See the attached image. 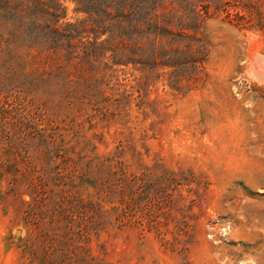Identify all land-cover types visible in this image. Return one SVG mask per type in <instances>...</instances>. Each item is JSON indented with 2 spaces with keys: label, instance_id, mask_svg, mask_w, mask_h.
Listing matches in <instances>:
<instances>
[{
  "label": "rangeland",
  "instance_id": "1",
  "mask_svg": "<svg viewBox=\"0 0 264 264\" xmlns=\"http://www.w3.org/2000/svg\"><path fill=\"white\" fill-rule=\"evenodd\" d=\"M227 1L151 0L127 57L90 33L79 86L7 63L0 43V78L27 105L13 124L21 133L0 122V264H42L35 252L55 230L65 241L57 264H264V84L248 69L253 51L264 54V14L231 23L216 8L234 10ZM62 2V22L87 17ZM2 15L0 0V39ZM122 169L165 177L163 208L146 225L134 212L115 223L126 203L106 190ZM90 202L118 211L87 235ZM174 217L189 222L185 252L157 235L174 241Z\"/></svg>",
  "mask_w": 264,
  "mask_h": 264
},
{
  "label": "trees",
  "instance_id": "2",
  "mask_svg": "<svg viewBox=\"0 0 264 264\" xmlns=\"http://www.w3.org/2000/svg\"><path fill=\"white\" fill-rule=\"evenodd\" d=\"M72 1L78 5V11L87 15L78 23L62 22L66 17V7L62 0H3L4 33L0 43L3 42L2 53L6 57V62L17 63L18 67L23 69L30 67L34 73H41L43 76L55 75L70 87L74 84L79 86L81 79L86 78L85 71L82 70L83 57L79 51L80 45L90 44L91 40L85 39L90 33H97L93 44H96L103 35L108 34L103 42L110 43L112 46L110 50L114 56L121 52L122 57H127L131 54L136 36L144 33V25L150 23L148 11L151 0ZM231 2L232 0L226 3L234 10L225 4L218 3L216 6L217 10L226 12L229 22L255 26L258 25L256 19L263 20V0ZM163 3V0H156L157 7L162 6ZM77 38L79 41H75ZM101 44L100 46H103ZM11 83L13 84L8 78H0V122H3L4 127L9 125V132L21 133L22 130H16L21 129L22 125L17 128L13 124L17 123L18 116L24 115L27 105L23 102L25 100L21 95L22 91L12 87ZM29 113L36 116L32 109ZM133 177L130 178V174L125 169H122L120 174L115 172L110 178L112 183L106 190V197L110 201L114 202L118 199L126 203L121 213L126 215V218L115 222L119 226L132 222L129 218L130 212L136 215L134 223L146 225L145 219L152 220L156 212L163 208L165 177H152L148 173L135 174ZM55 204L53 219L60 216L63 211L62 203ZM88 206L92 213L98 215L89 216L92 223L87 226V235L92 228L113 222L112 219L118 211L116 206L102 210L101 205H95L93 202L88 203ZM174 219L181 229L174 231L173 242L167 240L161 230L157 231V235L166 246L171 245L177 251L185 252L188 250L186 241L190 237L189 222L183 218V220L176 217ZM151 225L154 223L148 226ZM55 231L53 243L47 247V250L44 249L42 254L35 252L42 264H57V260L60 259L59 250H64L65 241L63 242L61 234ZM87 251L86 249L85 252ZM88 255L90 256L89 253ZM93 261L94 258L88 257L84 264H92Z\"/></svg>",
  "mask_w": 264,
  "mask_h": 264
},
{
  "label": "bare ground",
  "instance_id": "3",
  "mask_svg": "<svg viewBox=\"0 0 264 264\" xmlns=\"http://www.w3.org/2000/svg\"><path fill=\"white\" fill-rule=\"evenodd\" d=\"M251 57L252 60L248 65V69H250L249 71L252 72V75L256 80L264 84V54H259L256 51H253Z\"/></svg>",
  "mask_w": 264,
  "mask_h": 264
},
{
  "label": "water",
  "instance_id": "4",
  "mask_svg": "<svg viewBox=\"0 0 264 264\" xmlns=\"http://www.w3.org/2000/svg\"><path fill=\"white\" fill-rule=\"evenodd\" d=\"M20 232V231H19Z\"/></svg>",
  "mask_w": 264,
  "mask_h": 264
}]
</instances>
